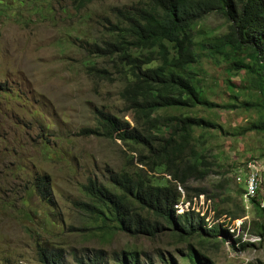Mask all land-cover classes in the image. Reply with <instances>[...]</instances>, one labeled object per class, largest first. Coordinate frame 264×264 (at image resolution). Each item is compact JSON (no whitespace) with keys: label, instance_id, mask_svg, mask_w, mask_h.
Wrapping results in <instances>:
<instances>
[{"label":"rangeland","instance_id":"obj_1","mask_svg":"<svg viewBox=\"0 0 264 264\" xmlns=\"http://www.w3.org/2000/svg\"><path fill=\"white\" fill-rule=\"evenodd\" d=\"M140 1L93 0L79 9L73 0H10L0 9V264H44L43 253L62 264H118L124 252H137L139 264H191V249L212 264H264V239L257 235L264 215L238 181H246L251 166L264 178V132L248 131L264 118L262 98L245 68H233L229 58L200 44L193 66L198 89L222 108L184 111L219 128L194 129L212 173L189 182V199L179 188L176 212L199 214L208 229L221 225L229 235L180 239L165 229L155 238L132 237L83 206L94 202L85 192L90 180L113 189L111 173L142 174L154 184L170 178L141 165L145 152L116 134L82 132L96 127V110L119 127L138 126L115 66L89 51L105 39L103 25L114 20V9ZM227 31L226 20L212 14L199 23L195 41ZM93 66L109 75L90 72ZM44 176L51 202L35 185ZM197 190L207 195L197 197ZM254 199L264 208V190ZM222 212L227 215L218 216Z\"/></svg>","mask_w":264,"mask_h":264},{"label":"trees","instance_id":"obj_2","mask_svg":"<svg viewBox=\"0 0 264 264\" xmlns=\"http://www.w3.org/2000/svg\"><path fill=\"white\" fill-rule=\"evenodd\" d=\"M92 1L73 0L79 9ZM7 2L10 0H0V9L8 8ZM113 14L114 20L106 18L103 25L105 39L101 45L94 43L89 54L113 63L124 85L121 96L136 112L138 126L132 130L119 127L114 118L96 110V127L82 132L108 139L116 134L119 140L145 152L140 157L141 165L153 173L162 171L161 174L170 178L163 176L165 184H154L142 174L111 173L109 182L113 189L90 180L85 192L94 202L83 206L132 237L155 238L165 229L180 239L215 237L218 233L229 235L221 225L208 229L206 218L199 214L176 212L181 201L179 188L186 191L189 199V182H203L212 173L213 164L205 159L194 142V129L219 128L209 120L188 116L184 111L197 106L222 108L202 97L198 89L193 66L199 61L197 46L200 44L213 54L229 58L233 68L247 70L261 95L264 114V0H142L130 7L116 8ZM212 14L226 20L227 33L205 36L197 43L199 23ZM89 70L109 75L106 68L93 66ZM170 110L175 113L165 112ZM159 111L165 114H157ZM248 131L264 132V118ZM35 185L42 199L51 202L50 178L39 177ZM196 193L197 197L207 195L205 190ZM252 204L264 215V208L257 199H253ZM222 215L227 213L218 216ZM259 228L257 235L264 239V227ZM43 254L44 264H62L59 256ZM121 256L123 259L119 257L118 264H139L137 252H124ZM187 258L191 264H212L193 249Z\"/></svg>","mask_w":264,"mask_h":264},{"label":"built area","instance_id":"obj_3","mask_svg":"<svg viewBox=\"0 0 264 264\" xmlns=\"http://www.w3.org/2000/svg\"><path fill=\"white\" fill-rule=\"evenodd\" d=\"M242 182L245 196L247 198H257L260 191L264 190V178L256 167H250L246 181H242L241 177L238 178Z\"/></svg>","mask_w":264,"mask_h":264}]
</instances>
